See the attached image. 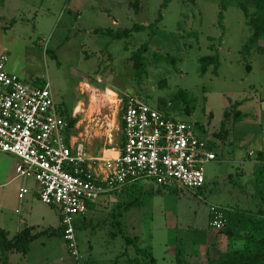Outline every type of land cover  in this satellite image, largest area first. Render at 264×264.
<instances>
[{"label":"rangeland","instance_id":"obj_1","mask_svg":"<svg viewBox=\"0 0 264 264\" xmlns=\"http://www.w3.org/2000/svg\"><path fill=\"white\" fill-rule=\"evenodd\" d=\"M135 1L6 0L0 8V59L7 56L8 71L26 83L50 86L58 107L69 108L77 119L75 135L82 136L93 155L121 147L128 97L203 127L206 140L214 137L218 143L217 161L205 165L206 187L175 192L151 180L139 181L130 194L119 197V204L98 217L86 215L85 226L76 230L79 261L57 232L60 210L35 200L34 212L46 218L40 229L54 232L36 239L27 255L11 253L8 264H129L123 235L137 237L143 248L152 247L158 264H175L179 244L190 263L206 264L207 247L200 242L205 234L208 245L217 246L212 252L217 256L227 248L221 234L226 226L259 208L258 194L264 193V174L259 172H264V39L258 50L243 52L252 30L240 7L244 3L254 11V2ZM157 20L147 32L115 38ZM145 44L144 73L138 74L132 55ZM208 58L219 60L218 71L214 63L203 72ZM235 103L248 114L238 124L232 115L225 118ZM12 164L16 171L18 165ZM21 183L0 189V224L9 238L16 235L18 219L29 216L36 186L28 180L30 194L22 211ZM116 220L123 235L114 228ZM130 257H136L132 246Z\"/></svg>","mask_w":264,"mask_h":264},{"label":"built area","instance_id":"obj_2","mask_svg":"<svg viewBox=\"0 0 264 264\" xmlns=\"http://www.w3.org/2000/svg\"><path fill=\"white\" fill-rule=\"evenodd\" d=\"M8 64L2 56L0 153L17 158V177L33 180L38 199L60 210L62 237L77 261L76 225L102 197L141 180L164 189L204 187L205 165L218 158L197 125L168 119L128 97L120 155L93 156L62 117L50 86L26 83L8 71ZM29 192L24 186L20 198Z\"/></svg>","mask_w":264,"mask_h":264},{"label":"trees","instance_id":"obj_3","mask_svg":"<svg viewBox=\"0 0 264 264\" xmlns=\"http://www.w3.org/2000/svg\"><path fill=\"white\" fill-rule=\"evenodd\" d=\"M140 0H136L138 3ZM255 5V10L252 11L248 5L242 3L241 9L245 15L247 25L252 30V36L244 47V53L248 54L253 50H258L259 44L262 39H264V0H252ZM6 0H0V8L5 5ZM133 3V2H132ZM132 3L129 5L132 6ZM226 9L225 2L221 5L220 19L222 21L224 16V10ZM160 20H157L154 24L149 26H141L135 25L132 29H126L122 32L116 33V39H124L128 38L134 32H147L153 29L155 26L159 24ZM15 20L11 21V27L15 24ZM146 44L139 48L133 55V60L137 65L136 71L138 74H143L144 72V60L145 55L148 53L149 49ZM203 72L205 73L208 69V66L211 64H216V71L219 69V60L214 58H208L203 61ZM247 69L251 71V66H247ZM39 84L38 82H36ZM41 86V84H39ZM44 86V85H42ZM182 95V93H181ZM127 100V99H126ZM241 103H235L232 105L231 110H227L225 114V118L228 119L231 115L234 118L236 124L243 122L248 114L239 110ZM61 115L65 120L69 123L71 128H74L77 123V119H73L71 115V111L69 108H63L59 106ZM159 111V110H158ZM164 111V110H163ZM166 118L173 119L168 112H161ZM175 120V119H173ZM235 124V125H236ZM123 128V121H122ZM201 137L206 139L207 133L203 127H200ZM227 135V133H225ZM225 135V138L228 137ZM220 138V137H219ZM224 140V137L222 138ZM221 139V140H222ZM209 144L211 145L212 150L215 151L217 148V140L213 137L212 139H208ZM124 143V136L123 142ZM262 159H264L263 154L260 155ZM218 158V157H217ZM264 162V160H262ZM260 174H264L263 170L260 169ZM264 180V177L262 178ZM138 182L129 184L123 188L120 193L130 194L134 189L137 188ZM207 181L204 185L206 187ZM203 187V188H204ZM162 188V187H161ZM164 189V188H162ZM167 190V189H164ZM177 192L179 189H171ZM119 192H115L111 195H119ZM258 198L260 199V205L257 210L247 211L245 212L246 217L243 218L239 223L235 226H226L225 233H221L224 235L228 241L226 250H223L218 253L217 256L213 255V249L217 246H209L208 241H206V234L203 239L200 240L201 244L207 247L206 251V264H264V193H259ZM94 206V205H91ZM90 206V207H91ZM90 209V208H89ZM87 215V214H86ZM86 215H84L76 225V230L79 227H83L86 224ZM116 216V214H115ZM114 228H117L120 231V235L122 233V223L118 220L114 222ZM54 231H46L41 234H32V228H25L21 231V233L13 238H9L8 233L0 228V263L8 264L9 255L13 252H18L23 255H27L30 251L31 244L38 239L43 234H48ZM58 234L62 236V229L60 228ZM114 235V234H112ZM111 235V236H112ZM203 236V235H202ZM125 238V243L127 246V251L123 255H128L129 264H158L156 258L153 254L152 247L143 248L138 245L139 240L137 237L130 238L128 236H122ZM196 242L193 244L195 245ZM197 245V244H196ZM131 246L134 248L136 252V257H130V248ZM122 255V256H123ZM176 259L175 264H192L185 257V249L181 247L179 244L176 248ZM88 264V263H87ZM118 264V262L116 263Z\"/></svg>","mask_w":264,"mask_h":264},{"label":"crops","instance_id":"obj_4","mask_svg":"<svg viewBox=\"0 0 264 264\" xmlns=\"http://www.w3.org/2000/svg\"><path fill=\"white\" fill-rule=\"evenodd\" d=\"M121 147L119 149H106L103 152H101L100 154L97 155H93L91 153V155L93 156H104L106 158H117L120 155V151ZM113 151V155L112 154H106V152H110ZM12 162H15L16 165H18V159L7 155V154H3L0 153V189L5 188L7 186H10L12 183H15L19 180L16 174V171H13L11 165ZM11 168V169H10ZM28 181H24L22 180V183L18 186V198H19V202L23 211V206H25V204H27V196H25L24 199L20 198V192L21 189L26 186ZM120 193V192H119ZM30 194V192H29ZM28 194V195H29ZM32 201L29 205V210H28V217L26 218V220L24 221L23 219H18V222H16V224L14 225V231L16 233L15 236L19 235L21 233V231L25 228H32V234L36 235V234H41V233H45L48 230H52V229H48V230H42L40 229L41 225H43L46 222V218L44 217H40L38 215V213L34 212L35 209V205H36V201L35 200H39L37 193H36V186L32 189ZM124 193H120L118 196L117 195H108V196H104L102 197L97 203L93 204L94 206H91L88 213L92 215V217H98L101 215V211H103L104 209H109L110 206L112 204H119V197H123ZM2 217L0 216V223ZM41 223V224H40ZM2 224H0V228L5 230L6 232L8 231L4 226H1ZM61 228V215H60V227L58 228V230ZM8 233V232H7ZM45 235V234H43ZM9 236V235H8ZM14 236V237H15Z\"/></svg>","mask_w":264,"mask_h":264}]
</instances>
